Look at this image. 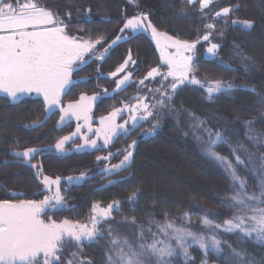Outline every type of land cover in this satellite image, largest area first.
<instances>
[{
	"label": "snow or ice",
	"instance_id": "snow-or-ice-1",
	"mask_svg": "<svg viewBox=\"0 0 264 264\" xmlns=\"http://www.w3.org/2000/svg\"><path fill=\"white\" fill-rule=\"evenodd\" d=\"M129 2L134 3L135 0H129ZM182 2L191 7L198 4L202 17H206L205 10L214 4V0H182ZM239 7V4L223 7L214 13L212 19L218 21L220 17H225V23H227V18ZM180 12L187 15L186 9L182 8ZM150 15L151 13L140 12L127 18L120 29L121 34L108 43L103 36L95 39L91 37L82 39L67 35L66 26H62L63 22L58 19V14L40 4L38 0H25V2L0 0V33H4L0 34V92L6 93L13 101L19 100L20 95L33 91L43 95L45 104L43 119L35 120L26 127H41L51 118L57 106L60 107L58 125L72 117L79 120L83 116L87 121L89 119L87 113L90 111L89 102L95 100L96 97L82 94L78 102L61 106V94L70 90V86L74 83L73 73L80 71L82 66L88 63L86 55L95 56L96 60H104L113 46L120 41L127 42L131 38L123 35L126 31L130 34L150 31L157 46L162 47L161 61L167 65V72L161 73L158 68L154 67L137 81L138 86H144L145 80L162 76L161 87L155 89L154 93L152 89H149L153 95L159 94L160 98L155 104L150 105L145 102V96L137 95L134 97L135 104H125L123 108L114 109L108 116L101 117L102 127L96 129V135L103 138L105 147L114 143L121 134L125 136L130 134L132 129L128 127L129 122L134 128L138 126L139 121L153 117L155 108L168 107L170 111L180 115L178 109L170 107V102L182 85L191 84L200 87L207 85L205 91L209 100L216 93L230 92L237 87L233 82L223 79L201 81L197 78L194 68L197 44L201 40L208 42L206 54L212 57L217 56L220 48V44L212 43L210 39L215 31V23H206L204 27L209 31L197 40L189 42L175 39L158 31L150 22ZM90 16L91 9L85 10V22L90 19ZM105 22L110 21L105 20ZM231 24H240L250 29L253 21L232 19ZM220 35L222 36L223 33ZM105 43L107 47H103ZM98 45L103 47V51L96 55ZM169 47L174 48L175 52L165 55L163 49ZM233 51L236 56L240 57V63L244 64L245 71H250L252 64L245 62L251 61V57L244 55L239 45H236ZM220 63L224 65L225 62L221 60ZM135 64L136 61L129 49L123 62L116 67L115 71L108 73V77L115 78L114 92L119 93L131 85L134 70H128V66ZM225 67L231 69L232 66L229 64ZM96 71L100 73V68L97 67ZM168 78H171V82L164 87ZM244 90L258 96V102L264 105V93H260L255 87L244 86ZM124 111L129 114L128 120L124 123H116V117ZM186 114L190 118L188 129L196 141L202 145L204 154L219 162L230 178V195L223 198L221 203L232 212V215L224 219L222 224L216 219L219 213L215 216L206 213L200 217L204 231L197 233L183 226L177 227L167 220L166 213L164 224L149 220L150 225L155 224L157 232H153L151 227L144 229L143 226L137 225L138 234L130 239L114 233L111 227L106 230H101L100 227L108 223L114 210L119 211L122 202L118 200H113L106 207H101L99 203L94 204L87 224L74 223L69 220H64L62 223L54 221L45 223L40 219L41 212L48 205L53 208L63 206L65 197L61 194L59 187L61 177L52 179L49 176H43L42 183L49 191H52V186H56L51 196H45L39 202L35 200L13 202L9 199H0V264H60L65 245L69 243L74 244L76 251L64 260V264H93L91 259L83 257L80 253L83 252L85 241H96L104 236V231L107 232L109 239L108 247L105 249V264H175L174 258L178 255L183 257L185 264H189L192 257L188 249L193 245H198L205 257L211 253L223 256L224 247H227L230 264H264V257L257 260L239 243L250 240L264 247V151H261L264 148V132L257 131L252 126V120H241L244 125V137L250 145L255 147L254 151L249 144L241 141L239 135L233 130L214 129L208 119H202L192 111ZM235 119L240 120V117ZM88 127L91 131L90 124ZM155 127L156 125H153V129ZM80 131L81 126L78 124L71 136H64L57 140L56 150L63 152L66 142ZM230 133L236 136L234 142L229 139ZM82 139H84V144L78 145V148L98 147L97 140L90 139L87 135ZM136 143L133 140L126 148L117 149L116 153L109 151L106 156H97V161H108L116 155H123L119 163L106 165L101 168L100 173L102 175L113 174L126 168L133 158ZM221 145L228 146L227 156L217 151ZM41 151L42 149L39 148H26L23 151H13L12 155L23 158L26 164L37 169L36 175L39 176L42 174V166L31 164V160ZM4 163L7 164V161ZM241 168L247 169L255 176L256 191L248 190L250 184L240 175ZM90 178L86 173H81L78 177L70 176L66 180L71 183ZM108 183L113 184L115 181L110 180ZM9 194L12 197L23 195V193L16 192ZM137 195L138 190L133 191L127 200L134 202ZM184 215L189 216V213L186 212ZM132 223H136L134 218ZM221 230L238 235L239 250L233 248L226 240L219 238ZM160 235L166 237L167 240L159 239ZM41 254H43L42 261ZM203 264H207V261L205 260ZM226 264H228L227 260Z\"/></svg>",
	"mask_w": 264,
	"mask_h": 264
},
{
	"label": "trees",
	"instance_id": "trees-1",
	"mask_svg": "<svg viewBox=\"0 0 264 264\" xmlns=\"http://www.w3.org/2000/svg\"><path fill=\"white\" fill-rule=\"evenodd\" d=\"M214 1V4L205 10L206 17L201 16L198 5L191 7L183 3L182 0H135V11L151 13L150 22L158 31L189 42L197 40L198 37L209 31L204 27L206 23H215L216 27L211 41L220 44V48L217 56L210 58L205 57L204 51L208 43L200 41L197 44L194 64L197 78L208 81L223 79L233 82L237 87H234L230 92L213 95L211 100L200 88L180 87L170 102V107L178 109L180 115L170 111L168 107L163 110L161 128L154 135L137 142L132 162L123 170L121 180L113 185L94 190L97 185L94 181L95 176H93L84 183L70 186L64 195L62 194L67 199L63 205L70 206V208L55 212V217L82 224L92 214L94 204L99 203L103 207L104 204L107 206L113 200L125 201L130 193L137 190L136 200L118 212L125 214L124 218H128L135 229V235L138 234L137 225L143 226L144 229L151 227L155 232V224L150 225L149 220L163 222L166 213L167 220L174 223H180L185 217L184 213H189L187 218L191 227L199 225L200 217L206 211H208L207 214L213 216L219 213L220 215L216 217L218 223L227 218L229 212L232 213L221 203V199L215 200L216 204L214 205V199H211L209 194L185 191L184 186L178 187V185L180 186L178 181L181 180L180 177L179 179L172 175V179H169V182L172 183L176 178L173 188L165 189L162 184H159L160 188L153 187L150 168L147 167L145 161L146 157L139 158L138 156L141 151L143 155L144 152H154L155 156L158 154L164 156L165 154L159 149H162L163 145H181L180 147L185 152L187 151L186 153L192 151L190 158L194 163L200 162L199 165L211 173L212 178H209V184L214 193L225 198L230 193L231 182L201 156L202 145L196 142L190 134L188 136L183 134L182 138H176L173 134L181 133V129L189 133L190 118L186 114L188 111L199 115L204 114L205 118L202 119H208L214 129L228 128L235 131L240 140L244 138L241 120H252V126L257 131L264 132V105L258 103L256 108L254 101H259V97L244 90V86L255 87L260 93H264V0ZM38 2L58 14V19L63 22L62 26H66L65 31L69 36L82 39H89V37L95 39L98 36H103L108 43L121 34L120 29L123 27L125 19L133 15L131 8L126 5L124 0H38ZM236 4H239L240 7L236 12L230 14L227 23H225V17L213 21L212 17L216 11ZM182 8L187 10V15L181 14ZM87 9H91V16L85 22V10ZM232 19L251 20L253 26L246 29L239 24L232 25ZM105 20L110 22H105ZM220 33L223 35L221 36ZM123 35L131 38L127 42L120 41L113 46L104 60L89 58L88 63L83 65L80 71L73 73L74 83L70 86L69 91L61 94V106L78 102L83 94L88 97H96L95 100L90 101L89 111L95 118L104 117L111 110L117 108L121 100L120 96L128 93L132 86L126 87L119 93L114 92L115 78L108 77V73L115 71L116 67L123 62L129 49H131L136 65L139 63L134 76L143 77L151 68L159 66L155 45L147 36L140 33L131 35L127 31ZM236 45L243 49L244 55L251 57V61L245 63H251L256 67L255 70L251 68L246 72L244 64L239 61L240 59L232 57V47ZM103 47H107V43ZM103 47L100 46V50L103 51ZM221 60L225 62L224 65L220 63ZM229 64L232 66L231 69L225 67ZM97 67L100 68V73H97ZM105 90H107V94H105ZM44 110V98L24 96L18 101L10 102L7 97L0 95V199H25L39 202L44 193L43 187L37 182L31 168L22 162V158L12 155L13 151H23L26 148L42 149L31 160V163L42 166V173L52 179L81 173L90 174L97 169L95 159L101 153L100 150L78 152L70 150V144L65 147L63 152L56 151L57 140L72 134L74 130L73 122L58 125L59 106L54 109V114L41 127H26L35 120L43 119ZM214 115L217 116L214 117ZM236 117H240V120L235 119ZM173 118L178 123L183 121V126L177 129L174 125L170 130ZM229 139L234 142L236 136H232L230 133ZM174 140L178 143H175ZM178 145H176L177 149ZM254 150H256L255 147ZM217 151L226 156L229 154V148H224L222 145ZM261 151H264V148ZM168 156L164 158L170 159ZM5 161L7 164L4 163ZM240 175L248 180L250 184L248 190L256 191L255 176L244 168H241ZM160 181L157 180L154 185ZM155 191L158 193L154 195L156 198L151 196ZM199 191L201 190L199 189ZM10 192L23 193V195L12 197ZM133 218L136 221L135 224L132 223ZM219 238L226 240L233 248L239 250L237 234L221 231ZM239 243L257 260L264 257V247L258 246L250 240ZM188 251L192 257L189 264H203L205 260L207 264H226V260L230 264L227 247H224L223 256L211 253L205 257L201 250L193 246ZM86 253L90 255L93 262H100L99 251L94 250L93 245L89 246ZM174 261L175 264H185L182 256L175 257Z\"/></svg>",
	"mask_w": 264,
	"mask_h": 264
},
{
	"label": "rangeland",
	"instance_id": "rangeland-1",
	"mask_svg": "<svg viewBox=\"0 0 264 264\" xmlns=\"http://www.w3.org/2000/svg\"><path fill=\"white\" fill-rule=\"evenodd\" d=\"M124 1H125L126 5H128L131 8V12L133 13V15H136V14L139 13V12L135 11L136 2L130 3L129 0H124ZM21 2H25V0H21ZM127 18H130V17H127ZM240 26L243 27L242 25H240ZM127 32H128V34H130L129 31H127ZM139 33L141 35H143V36H147L150 39V41L153 43V45H155V50H156V53H157V56H158V60H159V66L155 67V68H158L161 73H166L167 72V65L162 63V61H161L162 47H158L157 46L156 42L152 39V35H151L150 31H148V32L141 31ZM0 34H4V33H0ZM66 34L68 35L67 32H66ZM131 35H135V34H131ZM167 35H169V34H167ZM212 36H213V34H212ZM212 36L210 37L211 40L213 38ZM72 37H74V36H72ZM173 38H175V37H173ZM175 39H177V38H175ZM161 43H162V46H163L164 42L162 41ZM208 46H209V44H207L206 48L204 49L205 57L212 58V56L206 54V49H207ZM233 49H234V47H232V52H231L232 57H235L237 60L240 59V58H237L238 56H236V54L233 51ZM163 50H164L165 55L172 54V53L175 52V49L174 48H170V47L169 48H165ZM100 52H102V50H100V46L98 45L97 46V50H96V55H99ZM85 58L87 60L89 58L90 59L91 58L95 59V56L89 57V56L86 55ZM137 65H139V63ZM137 65L136 64L135 65H129L128 66V70H130V71L134 70V74H135L137 72V70H136L137 69ZM255 68L256 67H254L252 65V69L255 70ZM256 71L261 72L260 70H257V69H256ZM138 76L139 75H135V76L133 75V77H132V81L133 82L131 83L132 89L128 93H124V94H122L120 96L121 100H120L119 105H118L117 108H123L125 104H135L136 103V99H134V97H136L137 95L145 96L146 97L145 102L150 104V105L151 104H155L156 100L160 98L158 93L153 95L152 93L149 92V89H152L153 93H154L155 89L160 88L161 87L162 76H157L154 79L150 78L148 80H145L144 86H138L137 81H139L140 79H142L144 77V76L143 77L142 76L138 77ZM201 81H204V80H201ZM170 82H171V78H168V81L165 82L164 87H167L168 83H170ZM182 86L183 87L184 86L197 87V88H200L202 91H204L207 94V92L205 91V88L207 87V85H205L204 87H200L198 85H191V84H185V85H182ZM182 86H180V87H182ZM216 94H218V93H216ZM216 94H214V95H216ZM0 95H3L5 97H7L10 102H15V101H13V99L11 97H9L4 92H0ZM24 96H30V97H35V98L36 97L43 98L42 94L36 93L35 91H33L31 93H24V94L20 95L19 99H21ZM78 101H79V99H78ZM258 103H259L258 101H254V104H255L256 108L259 105ZM67 105L68 104H65V106H67ZM195 106H197V104H195ZM117 108H115V109H117ZM165 109L166 108H163V109L155 108V109H153V112L155 113L154 116L150 117L148 120L139 121L138 126H136L134 128L132 126V123L129 122L128 127L130 129H132L130 134H128L127 136L121 134L119 136V138L114 141V143H110L106 147L104 146L103 138L102 137H97V135H96V129L102 127V125H101V117L100 118H95V117L92 116L91 112L87 113V115L89 117V119L87 121L83 118V116L79 120H77L75 117H72L73 121H74L73 122L74 123L73 124V126H74L73 132L76 131V128H77L78 124L81 126V131L79 133H77V135L75 137H73L72 139L67 141L66 144H65V147H67V146H69L71 144V149L70 150H75V151H78V152L79 151H89V150H100L101 153L98 156H101V157L108 155L109 151H111L113 153H116L117 149L126 148L128 144L132 143L133 140L138 142L140 140L146 139V138L154 135L156 133V131L159 128H161L163 110H165ZM113 110H111L109 113H111ZM109 113H108V115H109ZM108 115H106V116H108ZM128 115L129 114H128L127 111L122 112L120 115H118L116 117V121L115 122L118 123V124L119 123H124V121L128 120ZM196 115L199 116L200 118H205L203 116L204 114H200L199 115V114L196 113ZM216 116L217 115H214V117H216ZM72 118H71V120H72ZM222 120H225V119L222 118ZM89 124L91 125V131H89V127H88ZM153 125H156V127L154 129H153ZM174 125H175V127L177 129H179L180 126H183V121H182V123L181 122L178 123L177 120L175 118H173L172 122H171L170 130L172 129V127ZM181 131H180L181 133H175L173 135L176 138H182L183 134H185L186 136H188V134L193 136L189 130H188L189 133H187V134H186L185 131H183V129H181ZM243 134H244V125H243ZM85 135H87V137H89L90 139L97 140L98 147L97 148H92L90 146H85L83 148H78L77 147L78 145H83L84 144V139H82V137L85 136ZM67 136H71V134H69ZM232 136H234V135H232ZM193 139L196 141L195 138H193ZM241 141H243L245 144H249V142L245 139V137ZM174 142L178 143V141H175V140H174ZM176 145H178V144H174L172 146L163 145L162 149L159 148L160 152H163L165 154L164 156H162L163 154L162 155L158 154V156H155V155H153L154 152H152V153L144 152V155H143L142 151L140 152V155H138L139 158H143V156L146 157L145 161L147 163V167L150 168L149 170L151 172V185L153 187L155 186L156 188H160V185L162 184V186L165 189L169 188V187L173 188V187H175L174 183H176V182H174V180L176 178L173 179L172 183L169 182V179L173 175V176H175L177 178H179V177L181 178V180H178L180 182L179 183L180 186L178 185V187H183L184 186L185 191L191 190V191H195L196 193L209 194L210 198L214 199V202H215V203H213L214 205L216 204L215 200L221 199L220 201H222L223 197L221 198V197L217 196L214 193V191L212 190V187L209 184L210 183V179L209 178H212L211 173L207 172L206 169L203 166L199 165L200 162L199 163H196V162L194 163L192 161V159L190 158L191 155H192V151H190V153H186L187 151L185 152V150L180 147L181 145L180 146L178 145L179 146L178 149H177ZM222 146L224 148L228 147L227 145H222ZM249 146L251 147L252 145L249 144ZM252 148L254 150V146H252ZM200 152L202 154L201 156L204 159H206V161H208L219 172H221L224 175L225 178H228L230 180L228 174L225 172L224 168L219 164V162H217L216 160L206 156L204 154V150L203 149L200 150ZM133 153H134V149H133ZM138 153H139V150H138ZM167 156L170 159L164 158V157H167ZM122 158H123V155L120 154V155H116V156L110 158L108 161H97V159H95L97 169L93 173L92 172L90 174L86 173L88 177L95 176L94 181H95V184L97 185V187H95L94 190L107 187L108 185H113L116 182L121 180V174H122L123 170H125L126 168L118 171L117 173L107 174V175H102L100 173V170H101V168L105 167L106 165L119 163V161ZM22 162L25 165H27L28 167L31 168V170L33 171V174H34L37 182L43 187L44 193H43V196H42L41 200H43L45 196H51L55 192L56 186H52V191H49L48 188L42 183L43 176H45V175L42 173L41 175L37 176L36 175L37 169H33L30 164H26L24 162L23 158H22ZM131 162H132V160H131ZM131 162L127 166H129L131 164ZM31 164H35V163H31ZM37 165L39 166V164H37ZM178 168H180V170H178ZM78 176H80V174L74 175V176H71V177H78ZM68 177H70V176H68ZM66 178L67 177L61 178V184L59 186L60 190H61V194H63V195H64V192H66L67 189L70 186L78 185V184H81V183H84V182L88 181V179H84V180H81L79 182L73 181V182L69 183L66 180ZM110 180L111 181H115V183L109 184L108 181H110ZM157 180H161V181L159 183H157L156 185H154V183ZM230 187H231V184H230ZM199 189L201 191H199ZM156 191L153 194H151L152 197L154 195L158 194ZM229 195H230V193H229ZM154 198H156V196H154ZM20 200H25V199H14L13 202H19ZM64 201H67V199H65ZM121 202H122V206L120 207L119 211H115V210L113 211L114 213H116L117 216L114 215V213L112 212V216H111L110 220L108 221L109 224L108 223L102 224V225H100V227H101V230H106L109 227H111L114 230V233H119L121 236H127V237H129L131 239V238L135 237V229L132 226V224L130 223V221L128 220V218H124L123 217V216H125V214H120L118 212H121L122 211L121 208H124L125 206L126 207L129 206V204H132V202L128 201L127 198H126L125 201L121 200ZM103 207H106V204H104ZM69 208H70V206H67V205H65V206L64 205L63 206H57L56 208H53L51 205H48V206L45 207L44 211L41 212L40 219L44 220L45 223H48L50 221H54L56 223H62L64 220H68V219H65V218L62 219V218H59V217H55V215H56L55 212H58V211L63 210V209L67 210ZM206 213H208V211H206L204 214H206ZM204 214H202V215H204ZM231 215H232V213L229 212V216H231ZM118 217H120V218H118ZM89 218H90V216H88L87 219L82 224H87L89 222ZM223 221H224V219L221 222H219V223L222 224ZM164 223H165V221L160 222V224H164ZM172 223H174V222H172ZM189 223L190 222H188L187 216H185L180 223H174V224L177 227L183 226V227L187 228L188 230L193 231V232H197V233H200V232L204 231V229H203V227L201 225V222L196 227H194V225H192V227H191ZM154 231L155 232L158 231V229L155 226H154ZM159 239L167 240V238L164 237L163 235H160ZM172 243H173V245H175L174 241H172ZM108 244H109V239H108L106 231H104V236L101 237V238H98L96 241H94V242L85 241L84 245H83V252L80 253V255H82L83 257H87V258L91 259L90 255H88L86 252L89 249V246L93 245L94 246V250H97V252L99 251V257H100V262H93V260H92L93 264H105V259H106V257H105V249L108 247ZM193 247H196V248L199 249L198 245H193ZM74 251H76V248H75L74 244H72V243L66 244L65 248L63 250V258L61 259L60 264H64V260L69 258ZM178 251H179V249H178ZM178 256H180V255H178ZM42 260H43V254H41V261Z\"/></svg>",
	"mask_w": 264,
	"mask_h": 264
},
{
	"label": "crops",
	"instance_id": "crops-1",
	"mask_svg": "<svg viewBox=\"0 0 264 264\" xmlns=\"http://www.w3.org/2000/svg\"><path fill=\"white\" fill-rule=\"evenodd\" d=\"M76 103V102H75ZM90 103V102H89ZM68 121H73V118H72V120L71 119H69V120H67V121H65V122H63V123H66V122H68ZM63 123H61V124H63Z\"/></svg>",
	"mask_w": 264,
	"mask_h": 264
}]
</instances>
